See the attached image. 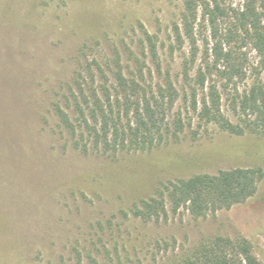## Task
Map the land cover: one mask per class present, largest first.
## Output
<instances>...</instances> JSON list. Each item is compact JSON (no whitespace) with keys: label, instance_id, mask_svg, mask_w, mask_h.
I'll use <instances>...</instances> for the list:
<instances>
[{"label":"rangeland","instance_id":"obj_1","mask_svg":"<svg viewBox=\"0 0 264 264\" xmlns=\"http://www.w3.org/2000/svg\"><path fill=\"white\" fill-rule=\"evenodd\" d=\"M184 4L0 0V264H171L217 235L246 238L264 264V178L247 203L206 218L168 209L166 218L145 222L132 213L169 181L234 168L264 172V134L246 128L236 136L201 124L189 106L183 65L192 44L186 37L176 44L173 33L175 25L184 31ZM242 4L236 0L233 7ZM228 26L227 19L220 20L223 31ZM146 34L158 45L160 75ZM194 39L193 77L212 47L201 10ZM241 53L247 70L237 86L244 92L259 78L254 71L258 57L250 46ZM135 59L147 78L150 70L160 79L170 72L179 98L169 118L181 114L184 131L143 152L76 149L55 105L62 100L73 117L62 95L79 74L87 75L88 64L97 60L112 83L117 70L112 62L118 60L131 76ZM260 78L264 81V73ZM232 89L222 88V112L233 124L245 126L254 118L233 104Z\"/></svg>","mask_w":264,"mask_h":264},{"label":"trees","instance_id":"obj_2","mask_svg":"<svg viewBox=\"0 0 264 264\" xmlns=\"http://www.w3.org/2000/svg\"><path fill=\"white\" fill-rule=\"evenodd\" d=\"M236 0H185L183 13L184 33L174 27V42L182 44L184 37L191 40L192 55L184 61V91L189 90V106L196 112L201 124H213L220 130L241 136L246 128L264 134V0H243L242 6L233 7ZM228 5L229 8H226ZM210 28L211 55L192 76L197 49L194 24L199 11ZM229 26L223 31L220 20ZM158 74L162 64L158 45L146 34ZM250 46L258 57L254 70L259 78L241 92L237 81L246 76L247 57L240 50ZM210 61V62H209ZM111 83L98 64H88L87 75L79 74L69 93L63 94L71 117L60 105L55 114L61 125L72 135L76 149L87 153L89 147L102 154L148 151L160 146L170 137L185 129L181 114L173 120L170 113L179 98V92L170 72L163 79L150 70L146 77L143 65L135 59L136 71L126 75L118 60ZM93 66L101 73V80ZM212 76L217 81L209 83ZM149 80V81H148ZM233 87V104L254 119L245 126L235 125L222 112V88ZM203 98L199 100V93ZM71 105V106H70ZM191 125V123H189ZM264 178L261 168H234L217 174H198L163 184L153 197L141 200L132 213L145 222L157 221L185 209L196 219L206 218L223 210L247 203L257 193ZM171 264H263L254 254L252 244L244 237L213 236L204 240L193 251Z\"/></svg>","mask_w":264,"mask_h":264}]
</instances>
